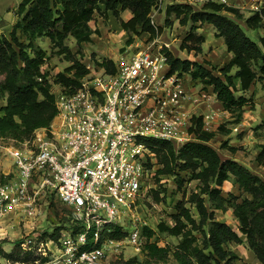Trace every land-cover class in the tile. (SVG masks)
<instances>
[{"label": "trees", "instance_id": "obj_1", "mask_svg": "<svg viewBox=\"0 0 264 264\" xmlns=\"http://www.w3.org/2000/svg\"><path fill=\"white\" fill-rule=\"evenodd\" d=\"M157 3L158 0H21L17 6L19 17L12 31L9 35L0 33V101H4L0 103V138L20 141L30 138L35 129L50 125L57 114L49 73L42 69L47 53L39 47L38 39L49 38L57 48L56 53L64 54L71 61L72 64L66 71L59 72L55 80L63 91L73 93L90 69L78 57L79 51H72L66 44V39L74 37L78 47L92 42V35L99 33L90 25L97 13L102 16L113 14L121 27L130 33L128 44L133 41V35L140 32H148L151 39L159 37L166 26L154 24L150 18ZM194 7L169 5L166 14L168 17L172 14L183 16V23L191 20L193 24H211L215 35L224 39L231 59L218 68L217 73V67L208 66L210 61L176 57L165 47L170 73L187 74L203 88L210 87L223 109L233 115L229 122L239 124L244 119L245 107L254 106L253 96L246 92L258 84L264 91V35L258 41L253 40L226 12L243 18L248 29H258L262 26L264 9L243 17L237 7L225 3L208 1L199 10ZM124 10L132 14L127 20L121 17ZM205 40L192 25L182 48L199 53ZM97 62L109 72L114 70L112 59ZM224 126L220 124L218 132H230ZM190 132L194 138L179 148L168 140L144 139L157 156L155 182L159 176H173L179 190L186 181H195V188L183 191L182 199L176 203V212L172 214L174 223L169 225L163 221L158 225L160 231L179 236V242L172 249L160 246L151 239L155 230L145 226V259L138 264H235L238 254L226 247L230 242H245L256 259L264 264V178L239 161L221 156L210 143L216 133L204 128L202 114L193 115ZM222 148L237 151V147L226 141ZM256 161L264 165V143L260 144ZM182 172H186L187 177ZM229 180L242 191L240 196L229 193L230 198H227L223 194L221 188ZM154 197L161 200L155 190ZM228 208L237 220V229L216 217V211ZM64 228L58 226L53 234L48 233L49 238L58 241ZM72 228L74 233L82 230L78 224H73ZM109 228L111 231H106L98 242L89 234L86 248L99 246L107 237L122 239L126 236V231L119 225L111 224ZM18 246L23 253L20 262L39 258H32L31 252L24 251L21 241ZM0 254L12 259L14 251H0Z\"/></svg>", "mask_w": 264, "mask_h": 264}, {"label": "built area", "instance_id": "obj_2", "mask_svg": "<svg viewBox=\"0 0 264 264\" xmlns=\"http://www.w3.org/2000/svg\"><path fill=\"white\" fill-rule=\"evenodd\" d=\"M163 1L150 13L154 24L164 11ZM208 1L237 2L250 12L264 7L261 0L168 4L198 6ZM164 48L125 50L112 59V72L97 65L73 93L61 87L54 92L57 114L50 125L15 144H0L13 161L12 171L0 182V217L20 212L34 220L43 209L40 199L54 194L72 210L74 224L82 226L78 233L72 226L64 228L58 241L43 240L40 230L28 234L21 247L39 258L27 264H110L107 253L118 252L125 241L143 246V229L150 225L139 212V202L150 194L157 167L156 153L144 139L168 140L179 148L194 138V114L203 115L206 130L215 119L214 112H193L194 106L210 100V87L191 88L185 84L186 74L170 73ZM111 224L122 227L126 236L107 237L99 246L86 248L89 234L98 242Z\"/></svg>", "mask_w": 264, "mask_h": 264}, {"label": "rangeland", "instance_id": "obj_3", "mask_svg": "<svg viewBox=\"0 0 264 264\" xmlns=\"http://www.w3.org/2000/svg\"><path fill=\"white\" fill-rule=\"evenodd\" d=\"M169 1L170 0L163 1L164 11L160 16L155 17L157 19V25L166 26L163 34L159 37L151 39L148 32H140L138 34H134L133 41L128 44L127 39L129 38L130 33L121 29L117 18L113 16L101 17V15L97 14L95 16V21L104 23L106 27L109 26L108 31L111 33L110 37L101 39L102 41L104 40V48H101L102 52L91 51V48L89 47L87 49V46L78 47L76 40L72 36L66 39V44L69 45L72 51H79L78 57L82 60V62L84 61L88 65L87 67L90 69L91 73H94L97 70V61L101 59H114L118 54L124 52L125 50L137 52L151 46L164 45V47H166L164 43L169 44L168 48L176 57L196 60L199 62H203L204 60L210 61L208 66L210 68L211 66L217 67L216 72L218 73V68L222 67L226 63L224 62L226 52L222 51L220 48L221 44H219L218 39L215 37L214 27L206 22L193 24L191 20L187 23H183L181 20L183 16L176 17L174 14L168 17L166 9L169 5H174L168 4ZM18 3L19 0H0V20L5 15H14V10ZM235 3L238 5L237 2ZM230 5L237 7L234 4ZM201 7L202 4L194 7V10H199ZM237 8L240 10L243 17H247L251 13L249 8ZM226 14L242 25L246 33L253 40L258 41L259 37L264 35V19L262 21V26L258 29H248L245 26L243 18H238L233 13L226 12ZM122 18L126 19L127 17L124 15ZM112 23L114 24L112 25ZM192 25H195L196 32L204 35L206 39L202 43V51L199 53H196L194 50L188 51L187 49L182 48L183 40L189 34ZM96 34L101 35V31L99 30V33ZM88 44L94 47L98 46L96 45V42L93 41ZM38 45L39 47L45 49L47 53V58L42 66V69L43 71L49 73L50 81L52 83V92H57L60 89V85H58L55 80L57 74L59 72L66 71L72 63L64 54L60 55L56 53L57 48L51 43L49 38H42L39 40ZM184 81L185 84H193L191 78L189 75L187 76V74L185 75ZM258 86L262 89L261 84H258ZM246 93L249 95L248 92ZM255 95V93L252 94L253 98H255ZM0 103H4V101L1 100ZM248 106H246V110L250 107L255 108V103L254 106H251L250 104ZM232 118L233 115L231 114V119ZM229 121L230 120H226V118H224L220 121V124H224V127L226 129H230L231 131V128H235L238 124H231ZM219 125L214 127L212 130L215 131L216 134L211 139L210 143L220 152L221 156L225 158L222 143L226 141L229 145L237 147L236 152H232L228 148H224L228 150L227 153L229 152V155L231 153L241 159V161L251 164V166L253 163L255 168L254 170H257L264 175V165L261 166L258 162L256 164L255 161L259 152L260 144L264 143V121L259 122L257 125L251 126L250 128L236 129L233 131V136L228 135L230 132H218ZM244 129H246V131ZM18 140L20 139L9 138L1 140L0 144L2 147L4 145H12ZM2 147H0V182L4 181L6 177L5 175H7L6 173L12 171L13 169V161L11 157ZM249 168L252 169L251 167ZM182 175L187 177L186 172H182ZM151 183V187H153L152 191L150 194L148 191L147 196L140 200L139 212L144 217V220L148 222L150 227L155 230V234L151 239L156 241L160 246H167L172 249L179 242L180 237L173 236L168 232L160 231L158 225L163 221L169 225L174 223L172 214L176 212V203L182 199L184 190L189 192L191 189L195 188V181H186L181 190L177 188V183L175 182V178L173 176H159L154 184L153 181ZM164 189H166V192L163 191ZM221 189L227 198H230L229 193H236L239 196L242 194V191H240L238 186L235 185L232 180L226 181ZM154 190L159 192V197L161 198L160 201H157L154 197ZM187 197H189V193ZM39 203L42 204L43 209L34 220L21 216L20 212L10 213L8 216L5 215L0 217V251H4L6 253L14 251L12 259H8L0 254V264L29 263L19 261V258L23 257V253L20 252L18 245L20 241H23L25 237L34 232V230H40L42 234L47 233L43 234L42 238L43 240H47L49 238L48 233L53 234L55 228L58 226L67 228L74 224L72 210L60 202L56 195L46 194L40 199ZM192 210L195 212L194 208H192ZM216 217L219 220L226 221L234 229H237L236 222H233L236 218L233 215L231 208H228L226 211H216ZM143 237L145 241L147 239L146 231L143 233ZM45 246L48 247L47 245ZM49 247L53 248V244L49 243ZM226 247L238 254V259H236L235 264H261L245 242H230L226 245ZM115 251L111 250L109 254L107 253L110 264H138L145 259L143 246L136 247L126 241L120 246L118 252ZM31 255L32 258L39 257V255L32 254V252Z\"/></svg>", "mask_w": 264, "mask_h": 264}, {"label": "crops", "instance_id": "obj_4", "mask_svg": "<svg viewBox=\"0 0 264 264\" xmlns=\"http://www.w3.org/2000/svg\"><path fill=\"white\" fill-rule=\"evenodd\" d=\"M20 1L21 0H19V3H20ZM261 1L264 2V0H261ZM17 6H16V8L14 10V15H10V14L5 15L0 20V33H4L6 35H9L10 32L12 31V29H13V27H14V25L17 22L18 17H19L18 14H17ZM97 14L100 15L99 13H97ZM124 15L127 17L125 20H127V19H129L131 17L132 14H131V12L129 10H124V11L121 12V17L124 16ZM108 16L115 17L111 13H109ZM101 17H102V15H101ZM113 24L114 23H112V25ZM90 25H91V27L93 29H97L98 28L101 31V35L100 34H96V33H94L92 35V41L96 42V45H98V46H96V47L90 46L88 43H83L81 46H87V49L90 47L91 51H97V52L101 51L102 52L101 48H104V45H103L104 40L102 41L101 39L110 37L111 33L108 31L109 26L106 27L104 23H101L100 21H95V17L90 22ZM119 25H120V23H119ZM120 27H121V25H120ZM121 29L123 31H125L122 27H121ZM125 32H127V31H125ZM215 37H216V39H218L219 44H221L220 48L222 49V51L226 52L225 58H224V62H228L231 59L232 54L227 51L226 45L224 43V39L222 37H218L216 35H215ZM41 39L42 38L38 39L37 42H39V40H41ZM98 40H100V41H98ZM213 43H215V42H213ZM192 83H193L192 85H189L191 88L200 87V84L196 83L195 81H192ZM209 92L211 94L213 93L211 88H209ZM247 92H248L249 95H252L253 93L256 94L255 98H254L255 108L254 107L253 108L250 107V108H248L246 110V107H245V111H244L245 117H244L243 121L240 122L235 128H231V131L228 134L229 136L230 135L233 136L234 135L233 131L236 130V129L250 128L251 126L257 125V123L264 121V113H263L264 112V91L262 89H260L258 85H253L251 87V89L249 91H247ZM193 112L194 113H207V112H214L215 113V116H214V118H215L214 121L215 122L213 121V124L215 126L213 125L210 128V131H212L214 129V127L218 126L220 124V121L223 120L224 118H226V120H231V113L229 111H226V110L223 109L222 104L216 99L214 94L211 95L210 100L204 101V102L200 103L198 106H194L193 107ZM244 130L246 131V129H244ZM227 151H228L227 149L223 148V152H224L225 158H233V159L239 161L240 163H242L243 165L251 167L252 168L251 170H253L254 172H256L257 174H259L260 176H262L264 178V175L262 173H260L257 170H254L255 168H254V164L253 163H252V166H251V164L246 163L244 161H241V159H239L238 157L234 156L233 154L230 153V155H229V152L227 153ZM255 161H256V159H255ZM256 164H257V161H256ZM233 222H236V224H237V220L236 219H234Z\"/></svg>", "mask_w": 264, "mask_h": 264}]
</instances>
